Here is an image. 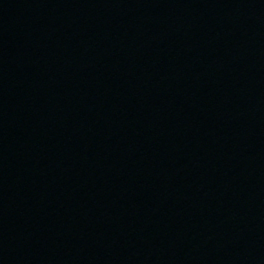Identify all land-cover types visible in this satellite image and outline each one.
<instances>
[{
  "label": "water",
  "instance_id": "obj_1",
  "mask_svg": "<svg viewBox=\"0 0 264 264\" xmlns=\"http://www.w3.org/2000/svg\"><path fill=\"white\" fill-rule=\"evenodd\" d=\"M0 264H264V19L0 121Z\"/></svg>",
  "mask_w": 264,
  "mask_h": 264
}]
</instances>
